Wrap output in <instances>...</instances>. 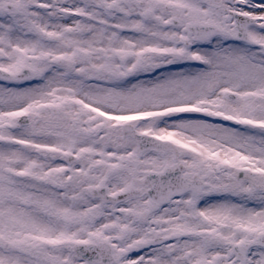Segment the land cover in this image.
I'll return each instance as SVG.
<instances>
[{"label":"snow or ice","instance_id":"snow-or-ice-1","mask_svg":"<svg viewBox=\"0 0 264 264\" xmlns=\"http://www.w3.org/2000/svg\"><path fill=\"white\" fill-rule=\"evenodd\" d=\"M0 264H264V0H0Z\"/></svg>","mask_w":264,"mask_h":264}]
</instances>
